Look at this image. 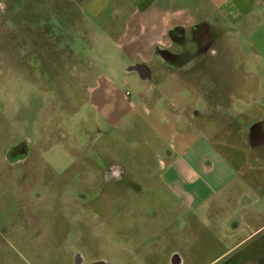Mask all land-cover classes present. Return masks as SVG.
<instances>
[{
	"label": "rangeland",
	"instance_id": "obj_1",
	"mask_svg": "<svg viewBox=\"0 0 264 264\" xmlns=\"http://www.w3.org/2000/svg\"><path fill=\"white\" fill-rule=\"evenodd\" d=\"M125 1H2L0 264H170L177 250L183 264H206L216 255L214 237L186 243L180 198L154 157L170 104L181 111L185 102L190 109L206 102L185 86L156 96L158 81L152 86L125 68L157 63L165 33L190 22L202 4L229 32L217 28L209 81L197 80L219 91L234 87L228 56L238 53L247 57L245 70L264 76V0H253L241 22H227L205 0ZM21 141L30 157L15 164L7 151ZM112 162L123 167L122 180L103 179L101 168Z\"/></svg>",
	"mask_w": 264,
	"mask_h": 264
},
{
	"label": "crops",
	"instance_id": "obj_2",
	"mask_svg": "<svg viewBox=\"0 0 264 264\" xmlns=\"http://www.w3.org/2000/svg\"><path fill=\"white\" fill-rule=\"evenodd\" d=\"M151 1L125 2L139 7ZM205 2L218 8L227 22H241L252 12L250 8L254 4L253 0ZM173 3L174 0H163L162 7ZM203 7L201 4L198 12L191 13L195 16L190 22L175 25L188 29L201 19L214 23ZM157 46L173 47L168 33ZM154 56L157 63H142H147L150 69V78L143 81L152 86L154 81L160 84L155 87L156 96L174 93L185 86L206 102L201 109H190L185 102L181 111L175 103L170 104V113L160 120L165 131L163 146L154 154L159 159L155 171L162 177L167 175L165 183L173 184L180 198L178 217L188 237L186 243L203 237L215 238L216 255L206 264H264L263 74L245 70L247 57L243 54L229 55L237 71L233 75L235 86L219 91L197 80L201 79L200 75L186 76L188 67L173 66L161 53H154ZM184 77H191L190 83ZM206 78H210L208 73ZM165 79H170V83L164 82ZM215 93L222 94V99L213 98ZM182 253L175 251L170 264L185 263Z\"/></svg>",
	"mask_w": 264,
	"mask_h": 264
},
{
	"label": "flooded vegetation",
	"instance_id": "obj_3",
	"mask_svg": "<svg viewBox=\"0 0 264 264\" xmlns=\"http://www.w3.org/2000/svg\"><path fill=\"white\" fill-rule=\"evenodd\" d=\"M176 26H180L181 29H179L175 36H172L168 32V37L173 47L161 48L159 53L163 54L166 60L177 68L188 67V71H185L186 76L200 75L201 79H205L207 77L205 70L206 63L213 55V47L219 42V38L221 37H219L220 32L217 31V28L218 30L222 29L228 32L229 28L220 19H216L214 23L201 19L188 29L183 25ZM146 67L148 68L146 79H149L150 69L148 65ZM30 153V145L28 142L21 141L18 145L8 149L6 158L12 163L20 164L28 160ZM101 172L105 181L122 180L125 175L123 167L114 162L101 168ZM82 195L84 196V202H86L88 200L87 195ZM77 260L83 263L84 256L79 253ZM87 264H108V262L106 259L95 258Z\"/></svg>",
	"mask_w": 264,
	"mask_h": 264
},
{
	"label": "water",
	"instance_id": "obj_4",
	"mask_svg": "<svg viewBox=\"0 0 264 264\" xmlns=\"http://www.w3.org/2000/svg\"><path fill=\"white\" fill-rule=\"evenodd\" d=\"M125 71L131 72V71H137L138 75L141 79H146L148 68L146 67V64L140 62V63H132L126 66ZM77 263H80L79 260H77Z\"/></svg>",
	"mask_w": 264,
	"mask_h": 264
},
{
	"label": "trees",
	"instance_id": "obj_5",
	"mask_svg": "<svg viewBox=\"0 0 264 264\" xmlns=\"http://www.w3.org/2000/svg\"><path fill=\"white\" fill-rule=\"evenodd\" d=\"M179 29H181V27H180V26H176V27H174V28H171L170 31H169V33H170L172 36H175V34L179 31ZM159 51H161V48H160L159 46H157L156 49H155V52H154V53H155V54H158Z\"/></svg>",
	"mask_w": 264,
	"mask_h": 264
}]
</instances>
